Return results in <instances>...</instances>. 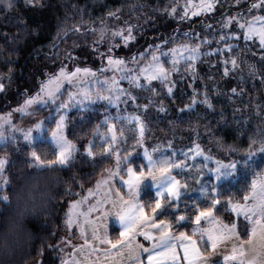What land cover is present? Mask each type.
I'll use <instances>...</instances> for the list:
<instances>
[{
    "label": "trees",
    "instance_id": "obj_1",
    "mask_svg": "<svg viewBox=\"0 0 264 264\" xmlns=\"http://www.w3.org/2000/svg\"><path fill=\"white\" fill-rule=\"evenodd\" d=\"M182 1L172 16L168 15L167 9L176 0H37L32 4L26 3V0H9L11 8L0 3V84L5 85L0 88V109L38 90L40 82L45 78L44 74L55 73L61 63L69 70L73 67H103L107 58L101 62L100 53L108 50V44L101 42V38L108 31L116 30L121 32V36L127 35L132 26L135 39L124 45L122 39L116 37L118 47L113 53L114 56L128 58L133 53L144 51L149 44L157 43L156 37H168L171 42L167 48L180 44L191 46L196 45L198 40L203 41L196 61L179 59L176 70L170 73V83L175 85L173 95L167 94L160 81H146L145 77H141V85L151 84L156 89V95L148 88H137L135 84L125 82L123 88L137 97L135 104L130 99L127 104L121 101L119 107L97 103L83 110L75 109L71 113L68 137L76 142L78 150L70 164L48 166L58 168L66 182L56 189L43 222L29 221L40 239L26 264H61L64 252L57 245L69 202L93 185L103 173L102 169L114 162L111 151L117 147L129 151L127 162L137 169L145 166L140 155L143 147L151 152L157 145H162L163 151L170 156L175 153L179 159L180 154L190 152L193 155L192 163L201 167L198 172L193 169L189 176L198 174L199 179H193L196 186L202 181L208 182L206 193L214 188L217 195H222L217 199L225 207H221L218 212L214 207V213L226 223L236 222L238 232L243 237L246 222L235 217L227 207V201H242L256 173L264 171V148L258 149L257 145L254 147L258 150L251 154L247 152L252 134L264 127V56L261 55L264 48L260 47L259 39L255 36L245 40L243 31L238 29L235 22L229 24L228 29L237 31V36L223 43L218 41L222 37L221 14L250 12L251 16L264 15V6L250 10V5L256 0H240L239 5L233 0H218L212 12L189 15L181 21L177 17L184 14L183 6L187 0ZM192 3H199V0H192ZM109 12L115 15L109 17ZM102 27L107 31L101 32ZM225 44L231 47L225 48ZM215 48L223 51L212 53L211 49ZM69 52L75 63L67 58ZM151 55L149 52L142 61L146 63ZM168 58L161 57V63L171 69L173 65ZM188 63L195 64V76L188 71ZM225 68L228 69L227 74ZM234 88L235 92L232 91ZM205 93L212 102V108L199 103ZM194 94L197 102L191 109L184 110L183 105L191 103ZM149 99L154 102L149 108L136 107L148 104ZM161 101L166 107L164 113L158 111L157 106ZM118 112L121 116L125 113L141 116L144 145L140 147L134 144L140 134L135 121L111 120L108 122L113 123L114 131L119 133L123 130L124 135L118 136V143L110 153H102L100 150L103 144L92 130L101 124L105 115L114 117ZM106 128L107 122L101 125V131ZM90 138H93V144L89 146L97 154L94 157H86L84 154V147L89 144ZM193 142L199 145L198 153L202 154H193ZM133 148L135 150L131 151ZM31 151H36L42 159H54V147L46 138L31 144L21 141L0 144V158L5 162L3 169H0L3 172L0 176V190L6 193L15 170L23 163L30 164L34 159L28 155ZM203 154L213 159L205 160ZM120 155L123 156V151ZM101 156L106 158L101 159ZM93 160L97 163H92ZM215 160H223L225 163L232 161L233 165L213 172ZM181 181L185 182L184 178ZM185 183L188 184V190L179 196V212L176 214L183 212L186 216H192V207L185 212L186 204L193 200L198 203L207 202L212 197L206 194L200 198L192 196L190 190L194 188H191L189 182ZM152 195L154 191L146 188L140 197L143 201H149ZM163 218L175 219L174 216ZM178 223L179 230L191 234L193 222L190 218ZM109 231L110 239L118 238L119 230L114 224L110 225Z\"/></svg>",
    "mask_w": 264,
    "mask_h": 264
},
{
    "label": "snow or ice",
    "instance_id": "obj_2",
    "mask_svg": "<svg viewBox=\"0 0 264 264\" xmlns=\"http://www.w3.org/2000/svg\"><path fill=\"white\" fill-rule=\"evenodd\" d=\"M37 0H26V3H36ZM218 0H199V3H192V0H187L183 6L184 14L178 16L177 19L183 21L187 19L189 15H195L197 13L203 14L212 12L214 6ZM233 2L239 5L240 0H233ZM0 3L4 4L6 8H11L12 3L9 0H0ZM264 6V0H256V2L250 5V10ZM177 11V5L172 4L170 9H167L169 16H172ZM109 17L115 15L113 12L107 13ZM221 33L222 37L218 43H223L226 40L232 39L237 36V31L228 29V25L235 22L238 29L243 31L245 40L251 39L253 36L259 39L260 47L264 48V15L251 16L250 12L245 14L242 12H236L232 15L221 14ZM103 23V22H102ZM107 31L102 27L101 32ZM132 26L128 29L127 35H122L120 31L114 30L112 37H120L124 45H128L130 40H134L132 35ZM184 35H188L185 33ZM157 43L149 44L144 51L139 53H133L130 58L123 56H114V49L118 45H114L111 41L108 42V50L105 53H100L101 62L104 58H107L108 64L104 65L105 71L111 68H116L119 72L118 79L120 81H128L129 84H135L137 88L145 87L151 90L153 95H156V89L151 87V84H143L139 82L140 76H144L146 81H160V83L166 88L168 95L174 94L175 85L170 83V73L176 70V63L180 57H177V47L167 48V44L171 42L168 37L163 39L156 37ZM103 42V41H101ZM203 41H197L196 45L190 47L188 44L180 45L182 49H186L189 52V56L186 61H196L198 59V53L200 45ZM56 47V45H53ZM231 47V45L225 44V48ZM97 51L99 49L97 48ZM223 49L215 48L211 49L212 53L222 52ZM151 52L152 55L148 59L146 64L137 63V57L141 59L148 56ZM264 56V53L261 54ZM171 56V63L173 67L167 69L161 63V57ZM50 58V57H49ZM70 61L75 63L74 58L69 52L68 57ZM235 64V60L232 61ZM227 63V61H225ZM129 64L131 65L129 67ZM137 69L139 70L137 72ZM188 71L195 73V64L188 63ZM228 69L225 68L227 74ZM45 78L40 82L38 91L34 95L28 96L18 108L21 113L29 111V106L39 105L41 108H51L54 112L49 113V117L55 118V127L50 128V136L54 149V159H42L36 151H31L28 155L34 158L31 164L36 165H66L70 164L74 158V153L77 152V145L73 140L69 139L65 135L66 113L70 107H78L79 109H86L89 104L94 101H106L108 105H116L119 107V103L127 104L130 99L133 104L136 103L137 97L132 93H129L127 89L120 87L117 83V76L111 78L104 76L100 69L93 71L89 67H73L68 70V67L61 63L60 67L55 73L44 74ZM183 79V77H181ZM67 82L70 88L77 89V91H69L67 93V99L61 100L64 96L62 85ZM99 85L100 90H95L94 86ZM4 84H0V88H4ZM233 92L236 89H232ZM191 103L183 105L184 110L191 109L197 102V96L194 94L191 97ZM154 102L149 99L148 104L136 105L137 108L147 109ZM199 103L207 105L208 108H212V102L208 98L207 93L203 95V98L199 100ZM160 113L166 112V107L163 101L157 106ZM35 111V109H32ZM107 112V109L104 110ZM41 120L38 119L32 124L31 128L24 130L11 125L10 119L0 117V142H15L17 137L16 133L23 132V138L26 141L32 139L31 133L33 129L41 128ZM111 120L117 121H135L136 127L139 129L140 134L134 140V144L140 147L144 145V125L140 115L135 113H125L123 116L118 112L116 116L105 115L100 125L93 128V134L99 137L103 146L101 148L102 153H110L113 146L118 143V136L124 135L123 130L119 133L114 131V125ZM107 122V128L105 131H101V125ZM9 124L11 128H6L4 125ZM75 125H73V128ZM261 144V148H264V127H260L255 133L252 134V139ZM93 144V138L89 139V144L84 147V154L86 157H94L97 155L93 148L89 145ZM171 145V142H169ZM255 145L249 144L247 152L251 154L255 151ZM162 145H157L150 150L147 147H143L144 158L148 161L146 167L140 166L138 169L133 166L132 163H128L129 151L123 148L117 147L115 151H111V155L115 158V166L103 168L102 171L105 176L102 179L96 181L97 189H102L103 195L97 193L95 203L88 209L89 212H96L99 210V218L89 220L88 224L91 229V240L85 238L84 245H77L73 248V254L68 259H61V264H82L77 259L76 251L79 249L80 254L84 255L85 248L87 251L96 254L97 248L101 244L108 245L107 248H99L101 254H108L114 257H118L117 264H211L210 258L214 255V251L218 250L219 246H222L223 241H227L232 245L230 254L224 255L223 260L225 264L231 260H239L240 264H250V262L242 261L243 247L245 240H251L254 236L260 239H264V171L256 173L252 179L251 188L247 191V195L244 197V203H233L231 199L227 201V207H230L233 212H238L244 215L245 219L251 226L247 238L245 240L240 239V234L237 232V225L235 223L225 224L221 220L220 216L215 215L221 207H225L223 202L218 203L219 197L216 190L211 189L210 193L202 194L211 196L210 201L197 202L195 200L185 205V212L192 207L194 215L186 216L183 212L179 215L178 205L180 203L179 194L183 188L188 185L182 184L180 176L172 174L170 171L173 167H180L191 170L195 168L198 172L201 165L199 164H185L183 161L176 158V154L171 156L161 155L160 159H155L152 153H157V149H160L158 153L163 154ZM199 145L193 142V154L198 153ZM135 149H131L134 151ZM123 151V156L120 155ZM185 158L189 156V152H184ZM205 160L213 159V157L203 154ZM101 159L106 157L101 156ZM4 160L0 159V169L4 167ZM92 163H97L93 160ZM126 165V166H125ZM215 167L212 169L216 172L221 167H232L233 162L228 161L225 163L223 160H215ZM3 172L0 171V176ZM113 177H119L122 181L123 188L127 191H123L121 187H118L115 183H112ZM150 177L154 181L155 185L159 187L154 192V195L149 197V201H143L138 193V186L140 182L145 178ZM185 179L198 180V174L184 177ZM103 186V187H102ZM92 192V189H89ZM83 201L73 200L67 209L66 225L70 228L73 224H80L81 235H84V228L80 221L75 218V212L78 211L77 206ZM207 203L209 206H201ZM105 205L109 207L106 209ZM194 206V207H193ZM147 209V211H146ZM109 210L115 212L120 223L119 237L110 239L107 235V229L104 226L105 217L108 215ZM174 216V220H169L163 217ZM161 217V218H156ZM191 219L193 227L191 234L186 231L179 230L180 224L178 222ZM203 220L205 226H201ZM143 236V238L149 241L148 245L141 243L137 240V235ZM206 238V239H205ZM63 239V238H62ZM95 242L96 247H92ZM59 246V242L58 245ZM205 246L207 248L205 249ZM205 249V251H202ZM182 250V257L180 251ZM63 253V248H61ZM143 254V255H142ZM64 255H67L66 253Z\"/></svg>",
    "mask_w": 264,
    "mask_h": 264
},
{
    "label": "clouds",
    "instance_id": "obj_3",
    "mask_svg": "<svg viewBox=\"0 0 264 264\" xmlns=\"http://www.w3.org/2000/svg\"><path fill=\"white\" fill-rule=\"evenodd\" d=\"M251 144L261 148L254 138ZM64 182L60 170L47 165L23 163L15 170L9 190H0V264H26L40 239L29 221L43 222L56 189ZM242 247V261L264 264V239L254 236Z\"/></svg>",
    "mask_w": 264,
    "mask_h": 264
},
{
    "label": "rangeland",
    "instance_id": "obj_4",
    "mask_svg": "<svg viewBox=\"0 0 264 264\" xmlns=\"http://www.w3.org/2000/svg\"><path fill=\"white\" fill-rule=\"evenodd\" d=\"M182 3H183L182 0H176V2H175V4L177 6L182 5ZM258 11L259 10H257L256 12H258ZM115 39L116 38H113L112 37V31H108L107 34L104 33L103 38H101V40L104 43H107L108 44V42L111 41L114 45H116ZM180 45H183V44H180ZM180 45H175L177 47V49H178L176 55H177V57H180V59L186 60L185 58H187L189 56V52L186 49L180 48L179 47ZM193 46H195V45L194 44H191L190 47H193ZM168 59L171 60L172 57L169 56ZM137 63H140V64L143 65V64H146L147 62L144 63L141 58H139V59L137 58ZM107 64H108V61H106V63L104 65H107ZM104 65H103V67L100 68V71L102 72V74L104 76H107L109 78L113 77L114 75L117 76V83L120 85V87H123L124 86V83L125 82H128L126 80L125 81H120L118 79L119 72H118V70L116 68H111V69H108L107 71H105ZM130 66L131 65L129 64V67ZM92 70L95 71L96 69H92ZM138 71L139 70L137 69V72ZM141 77L144 78V76H140V78ZM94 88L97 91L100 90V86L99 85H95ZM62 90L64 91L65 94H64L63 97H61V100L67 99V93L69 91H77V89L70 88V86H68L67 82H65L62 85ZM37 91L38 90H36L35 92H33L31 95H34ZM27 98H28V96L20 99L17 103H10L7 106H4L3 108H1L0 109V117H5L6 116L8 119H10L11 125H15L16 127L21 128V129H24V130H27V129L31 128L32 124L35 123L38 119H42L41 120V128L40 129H33L32 133H31L32 139L30 141L24 140V138H23V132L16 133V137H17L16 141H21V142H23L25 144H31V143H33L36 140H39L41 138H46L47 140H49L51 142V144L53 145V147L55 149V145L53 144V142L51 140V136H50V128L51 127H55V118L49 117V113L50 112H54V109H51V108H41L39 105H32V106H29V109H30L29 111H26V112L21 113L20 111H18V108H19V106L21 104H23V101L25 99H27ZM97 103L104 104V105H106L108 107H110V106L111 107H116V105H108L106 101H94L91 104H89V106H91L93 104H97ZM32 109H35V111H33ZM75 109H79V108L76 107V106L70 107L68 109L67 113H66L65 135L67 137H68L69 130L71 131V129L69 128V126H71V124H69V118H70L69 116L71 115L72 112L74 113V110ZM80 110H83V109H80ZM39 111H41V112H39ZM11 125L5 124L4 126L6 128H9L10 129L11 128ZM71 140H73V139H71ZM6 142L7 141L0 142V144L6 143ZM73 142H74V140H73ZM74 143L76 144V142H74ZM77 150H78V146H77ZM159 151H160V149L157 150V153H152V155H154V158L160 159L161 155H168V156H170L165 151H163V154L158 153ZM186 152H188V151H186ZM0 159H3V158H0ZM177 159H179V158H177ZM179 160L183 161L186 165L187 164H193L192 163V161H193V155L189 152V156L187 158H185V156L183 154H180V159ZM114 166H115V160L108 167H114ZM193 169H195V168H193ZM192 170H191V172H192ZM172 173L174 175H176L175 173H178L179 176H180L178 178L182 179V178L185 177L186 174L189 176V169L187 167H185V168L173 167L172 168ZM104 176H105V173L103 172L97 180L102 179ZM216 176H218V175L216 174ZM222 176H224V175H222ZM146 178H148V177H146ZM96 181H95V183L93 185H91L90 187H88L87 189H85L77 198L73 199V200L83 201L82 203H80L77 206L78 211L75 212V214H74L75 215V218L78 221H80V222H82V220L84 218L88 217L90 214L94 213V212H89L88 209H89V207L91 205H93L95 203V200L97 198V193H99V195H103L102 189H97ZM184 181L185 182H189V185L191 186V188H194V190H190V193H193L192 196H195L197 198H200V197H202L204 195V194H202L201 189L204 190V193H206L208 191V189H209V183L208 182H205V181L200 182L198 184V186H196V184L194 183L193 179L192 180L191 179H186L185 180V178H184ZM144 182H146V181L142 180L140 183L143 184ZM89 189H92V192L91 193L89 192ZM73 200H71V201H73ZM70 202H69V205H70ZM233 203H236V202H233ZM68 207H67V209H68ZM229 209H230V211L235 216H237L236 214H239L238 212H233L230 207H229ZM81 236L82 235H81V231H80V224H73L69 228L66 225V220H65L64 225H63V227L61 229V232H60V239H59V245H60L61 248H63L64 254L65 253L68 254L67 252H68V250H69L72 242L74 241V245H75L76 242L78 241V239L81 238Z\"/></svg>",
    "mask_w": 264,
    "mask_h": 264
},
{
    "label": "crops",
    "instance_id": "obj_5",
    "mask_svg": "<svg viewBox=\"0 0 264 264\" xmlns=\"http://www.w3.org/2000/svg\"><path fill=\"white\" fill-rule=\"evenodd\" d=\"M140 155H141V158L144 161V165L146 167L148 161L144 158L143 148L140 151ZM170 171L172 172V169ZM148 178L145 177L143 180L146 181V182H144L143 184L142 183L139 184V186H138L139 196H140L141 192L145 188H151L155 192L157 190V188L159 187L158 185H155L154 181H152V179L150 177H148ZM111 182L115 183L118 187H121L123 191H125V192L127 191L126 188H123L122 181H120L119 177H113ZM181 183L185 184V182H183V181H181ZM186 191H187V187L183 188L180 191L179 196L181 194L185 193ZM244 202H245L244 199L242 201H236V203H244ZM108 207H109L108 205H105L106 209ZM66 213H67V211H66ZM236 215L237 216H235V217H240L243 221L246 222V227H245V230L243 232L244 233L243 237H241L242 235H240V239L241 240H245L247 238L248 231H249L251 226L249 225L248 221L245 219L244 215H242L240 213L236 214ZM94 218L95 219L99 218V210H97L96 212L90 214L88 217H86V218H84L82 220L81 224L83 225V228L85 230L84 231V235L81 236L80 239H78V241L76 242L75 245H74V241L72 242V244H71V246H70V248H69V250L67 252L68 254L64 255V259H68L70 256H72L73 248H75L77 245L83 246L85 238L91 240V229H90V226L88 224V221L89 220H93ZM66 219H67V216H66L65 220ZM200 223H201L202 227L205 226L203 220ZM224 223L225 224H231V223H235L236 224V222H234V221H232L230 223H226V222H224ZM111 224H114L118 228V230L120 231V227L121 226H120L118 217L116 216L115 212H109L108 215L105 217V220H104V226L107 229V235H108L109 238H110L109 227H110ZM236 230L238 232V229H236ZM137 240H139L141 243L145 244V246H147L148 243H149V241L145 240L143 238V236H141L139 234L137 235ZM92 247H96L95 242H93ZM107 247H109V246L108 245H103V244H101L99 246V248H107ZM99 248H97V251H96L95 255H93L92 253L88 252L87 248H85L84 255H81L79 249H77V251H76L77 259H79L82 262V264H117V261L119 259L118 257H114V256L108 255L106 253L105 254H101L100 251H99ZM206 248H207V246H205V249ZM205 249H202V251H205ZM231 250H232V245L229 242H227V241H223L222 242V246H219L218 250H215L214 251V255L210 258L211 264H225V261L223 260V256L227 255V254H230ZM179 251H180V255L182 257V255H183L182 254V250H179ZM227 264H240V261L238 259L237 260H231L230 259L227 262Z\"/></svg>",
    "mask_w": 264,
    "mask_h": 264
}]
</instances>
